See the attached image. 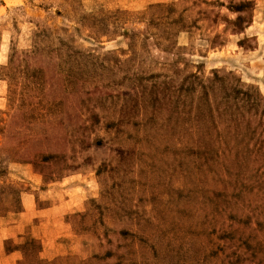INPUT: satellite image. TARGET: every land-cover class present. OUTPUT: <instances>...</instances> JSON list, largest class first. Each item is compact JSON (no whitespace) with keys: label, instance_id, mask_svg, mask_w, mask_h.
I'll return each mask as SVG.
<instances>
[{"label":"rangeland","instance_id":"rangeland-1","mask_svg":"<svg viewBox=\"0 0 264 264\" xmlns=\"http://www.w3.org/2000/svg\"><path fill=\"white\" fill-rule=\"evenodd\" d=\"M0 264H264V0H0Z\"/></svg>","mask_w":264,"mask_h":264}]
</instances>
